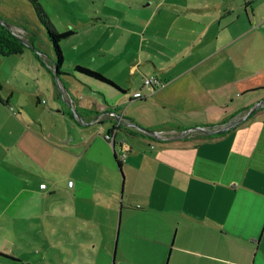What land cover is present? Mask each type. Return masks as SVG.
<instances>
[{
	"label": "crops",
	"instance_id": "obj_1",
	"mask_svg": "<svg viewBox=\"0 0 264 264\" xmlns=\"http://www.w3.org/2000/svg\"><path fill=\"white\" fill-rule=\"evenodd\" d=\"M157 13L147 37L150 48L145 57L129 62V71L152 75L162 85L150 88L142 80L143 88H136L131 81L121 85L108 77L120 87L102 82L118 94L110 104L103 91L91 88L79 100L76 89L61 80L68 74L59 75L62 94L72 99L70 89L76 97L72 101L82 125L64 141L67 160L74 170L81 166V173L68 176L72 184H63L61 192L68 196L62 201L85 211L79 230L70 227L74 214L60 215L63 231L83 234V242L75 243L83 264L89 263L84 248L101 264L110 263L111 253L112 264H264V107L252 109L223 133L204 137L160 140L121 124L139 133L117 127L114 148L104 137L109 119L94 121L100 110L114 108L145 129L190 128L220 124L248 111L264 99V0H164ZM25 31L23 36L38 48ZM162 34L168 42L158 41ZM36 51L29 45L20 54L0 56V96L11 107L0 102V158L5 143L16 141L10 123L17 120L14 109L30 102L37 106L35 90L49 78L55 83L48 71L51 57ZM139 65L143 69L136 71ZM126 102L150 113L173 114L141 120L127 112ZM114 151L117 157L125 152L119 193ZM101 173L105 179L99 180ZM103 223L112 236H104ZM97 243L96 254L90 248Z\"/></svg>",
	"mask_w": 264,
	"mask_h": 264
},
{
	"label": "rangeland",
	"instance_id": "obj_2",
	"mask_svg": "<svg viewBox=\"0 0 264 264\" xmlns=\"http://www.w3.org/2000/svg\"><path fill=\"white\" fill-rule=\"evenodd\" d=\"M39 1L59 31H72L68 37L60 40L63 54L61 72L68 74L61 80L76 89L75 96L79 100L89 95L91 89L103 91L110 104L118 98V94L102 82L74 70L73 64L101 72L121 85L131 81L136 88H143L142 72L133 73L135 69L129 71V62L133 58L145 57L149 50V30L159 17L157 11L164 0ZM0 17L11 23V31L18 36L23 37L27 30L36 39L39 51L51 57V51L45 46L44 30L28 0H0ZM158 38V41L169 40L163 34ZM139 68L142 66L139 65L136 71ZM68 90L75 101L73 92ZM35 92L40 99L37 106L30 102L14 109L17 120L10 123L15 130L16 141L5 143L7 151L4 158H0V254L3 255L0 256V264H83L76 245L83 242V234L75 230L71 233L63 231V222L59 219L64 212L72 213L75 220L71 222V229L83 227L79 218L85 217L84 209L79 204L69 207L62 201L68 194L61 192L68 176L81 173V166L74 170L73 161L67 160L69 147L64 141L69 134H75L74 127L82 125L65 94H62L63 88L59 82L53 84L49 78ZM125 105H128L127 112L132 110L134 117L137 114L141 120H156L164 115L171 118L173 114L169 110L150 113L141 109L136 102H126ZM147 105L154 107L153 103ZM64 107H68L73 115L64 111ZM26 123L32 126L31 131L25 127ZM112 165L119 175V193L122 174L113 160ZM85 176L87 180L93 179V175ZM98 176L99 180L105 179L103 173ZM41 181L48 185L46 189L40 187ZM85 194L83 191L78 199L75 198L77 203L84 199L81 197ZM52 214L56 216L55 221ZM102 229L104 236H112L106 231V223H103ZM115 235L116 229L112 249ZM89 242L92 244V241ZM99 246L97 243L90 250L97 254ZM84 251L88 254V264H101L91 258L85 248ZM109 264H112V253Z\"/></svg>",
	"mask_w": 264,
	"mask_h": 264
},
{
	"label": "trees",
	"instance_id": "obj_3",
	"mask_svg": "<svg viewBox=\"0 0 264 264\" xmlns=\"http://www.w3.org/2000/svg\"><path fill=\"white\" fill-rule=\"evenodd\" d=\"M28 2L31 4L34 13L37 17L38 22L40 23V25L42 26L43 30H44V36L45 39L47 40L48 44H49V48L51 51V68H48V71L51 73V75L54 77V80L57 81L59 79L55 78L54 73H53V69H56V72L58 73V75H60L61 72V66L63 64V54H62V50L60 47V40L68 37L72 31L71 30H63V31H59L55 25L53 24V22L50 20L46 10L44 9L43 5L41 4V2L39 0H28ZM1 18V17H0ZM4 22V23H3ZM3 22L0 21V56H8V55H12V54H20L24 51V49L26 48V46L32 45L33 48H35L38 52L39 49L37 47H35V45L33 44L32 40L30 39V37L28 36V38H25L26 36H23V39L26 41V43H24L13 31H11V29L9 27H7L5 25L6 20L3 19ZM26 28V27H25ZM24 28V29H25ZM73 68L74 70L87 75L91 78H94L100 82H104L106 84H109L117 89H120L119 86H117L110 78H108L107 76H105L104 74H102L101 72L92 70L88 67L82 66L80 64H73ZM136 97H140V96H136ZM0 102L6 104V100H4L3 98H1L0 96ZM8 105V104H6ZM75 106V105H74ZM8 109L11 111L10 106H7ZM111 107V106H109ZM64 111H67V113L69 115H73L72 111L68 108V107H64L63 109ZM74 112H78L77 109L74 107ZM119 128H122L125 130V132L127 134H136L139 133V131H137L136 129H132V128H126L123 127L121 125L118 126ZM170 127L164 126V125H159L151 130L154 129H168ZM177 129H181L180 127H176ZM222 132H215V133H211V134H204L201 136H212V135H219ZM114 162L116 164V166L118 167V169L121 168V160L117 157V154L114 151ZM2 255V254H1Z\"/></svg>",
	"mask_w": 264,
	"mask_h": 264
},
{
	"label": "built area",
	"instance_id": "obj_4",
	"mask_svg": "<svg viewBox=\"0 0 264 264\" xmlns=\"http://www.w3.org/2000/svg\"><path fill=\"white\" fill-rule=\"evenodd\" d=\"M18 37L23 38L22 35ZM143 82L145 85H149L152 87L162 85V83L152 75L144 77ZM136 96H141V94L137 93ZM64 97L68 99V102L71 108L74 109V104H73L72 99H70L67 94ZM261 107H264V99L256 102V104L253 107H251L248 111L243 112V113H238V115L234 116L228 121L220 123V124H216V125H203L199 127L181 128V129H177V128L154 129L152 130L153 132H149V131L142 130V129H139V130L141 131V133H144L150 137H154L160 140H167L170 138H179V137L186 138V137H192V136H201L204 134H211L215 132L226 131L230 127L233 126L232 124H237L238 122L245 119L252 109H257ZM103 119H109L110 121L111 127L109 131L104 134V137L110 141H112L113 139V131L121 124H126L130 127L138 129L137 127H135V125L132 122H130L128 119H125L122 113H119L114 108L100 110L99 113L95 115L94 121H102ZM124 157H125V152H120L118 155V158L122 159ZM71 184H72V180L68 179L67 185L70 186ZM39 185L40 187H45L44 182H41Z\"/></svg>",
	"mask_w": 264,
	"mask_h": 264
},
{
	"label": "water",
	"instance_id": "obj_5",
	"mask_svg": "<svg viewBox=\"0 0 264 264\" xmlns=\"http://www.w3.org/2000/svg\"><path fill=\"white\" fill-rule=\"evenodd\" d=\"M0 21L3 22V19L0 18ZM3 23H4V22H3ZM5 25H6L7 27L10 28V25H9V24L5 23ZM19 38H20L24 43H26V41H25L23 38H21V37H19ZM53 73H54L55 78H58V77H59L58 73L56 72V69H53ZM232 125L234 126L235 124H232ZM135 127H137L138 129H142V130H146V131H149V132H153L151 129H145V128H142V127H138L136 124H135ZM196 127H199V126H196ZM114 142H115V140H114V137H113L112 141H110V143H111V145H112V148H114Z\"/></svg>",
	"mask_w": 264,
	"mask_h": 264
}]
</instances>
